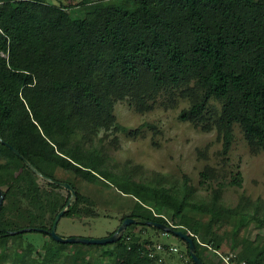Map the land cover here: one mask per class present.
Instances as JSON below:
<instances>
[{
	"label": "trees",
	"instance_id": "obj_1",
	"mask_svg": "<svg viewBox=\"0 0 264 264\" xmlns=\"http://www.w3.org/2000/svg\"><path fill=\"white\" fill-rule=\"evenodd\" d=\"M166 96L189 98L179 117L217 130L223 153L237 123L251 150L264 151V0H0V253L28 231L55 240L49 230L71 199L56 182L65 181L55 175L64 168L132 196L125 218L137 219L114 242H78L64 264H104L94 249L108 245L136 254L138 264H156L152 240L132 232L138 224L181 239L195 263L187 241L148 220L188 232L205 264H225L219 252L241 254L249 239L241 233L264 227L261 206L251 212L248 204H225L224 184L206 183L213 167L202 172L203 196L186 180L138 179L110 162L105 137L129 130L117 121L115 103L128 100L145 112ZM9 144L43 173V183ZM70 183L78 196L62 217L93 215L92 199ZM230 183L242 185L240 171ZM24 227L39 229L12 233ZM261 238L238 259L264 264ZM161 244L169 251L170 243ZM26 264L50 263L36 257Z\"/></svg>",
	"mask_w": 264,
	"mask_h": 264
},
{
	"label": "rangeland",
	"instance_id": "obj_2",
	"mask_svg": "<svg viewBox=\"0 0 264 264\" xmlns=\"http://www.w3.org/2000/svg\"><path fill=\"white\" fill-rule=\"evenodd\" d=\"M49 1L69 4L85 3L88 0ZM213 103L220 106L218 102ZM188 104L187 97L166 96L161 97L153 109L140 112L128 100L117 101L115 103L117 121L129 130L113 132L105 137L104 145L110 162L125 171L133 172L138 179L160 178L178 183L186 180L203 196H207L209 191L201 183L202 172L211 166L215 176L208 178L206 183L214 187L219 183L224 184L225 204L231 206L248 204L250 211L254 212V205L259 203L260 215L264 216V151L251 150L241 126L237 123L231 148L228 153H223V142L218 139L217 130H203L179 117L182 108ZM238 171L242 174V185L231 184L233 176ZM55 175L58 179L73 182L82 194L89 196L93 201L94 210L93 215H84L81 218L62 217L57 226V232L61 236L107 237L118 229L125 215L131 212L134 204L132 196L121 193L111 184L101 180L87 181L64 168L56 169ZM34 177L42 182L40 174ZM61 191L68 195L67 188L64 187ZM228 225L230 228V224ZM132 232L140 237L141 242L151 239L152 242L148 243L149 250L160 253L159 256L164 258L166 264L188 263L186 243L178 237L169 236L141 224L133 226ZM256 234L264 236V227L251 224L248 230L241 233L243 236L247 235L249 239L243 243L242 253L238 252V256L249 257L263 244V239H256ZM163 242L177 246L178 252L160 251L154 247ZM67 243V249L62 251L50 236L40 231H28L23 234L21 240H13L8 249L0 253V264H26L36 257H43L50 264L69 263L71 259L67 260L70 254L81 248V245L78 242ZM145 246L147 247V243ZM228 250L226 247L224 252ZM94 251L105 262L104 264H138L140 261L139 256L121 245L96 247ZM180 253H183V256H180Z\"/></svg>",
	"mask_w": 264,
	"mask_h": 264
},
{
	"label": "water",
	"instance_id": "obj_3",
	"mask_svg": "<svg viewBox=\"0 0 264 264\" xmlns=\"http://www.w3.org/2000/svg\"><path fill=\"white\" fill-rule=\"evenodd\" d=\"M9 146L17 153L19 154L22 158L25 159V161L29 164V166L38 174H40L41 176H44L43 173H41L39 171V169L29 160H27L23 154L20 153L19 150H17L13 145L9 144ZM57 183H59L60 185L66 187L67 189L70 190L71 192V199L67 202V205L58 213V215L56 216L54 223L51 227V229L49 230V234L57 241L59 242H83V243H99V244H106V243H111L114 242L118 239L121 238L122 236V232L127 228V226L131 223H134L137 221L136 218L134 217H127L124 219V221L122 222V224L118 227V229L111 235L107 236V237H103V238H88V237H80V236H70V237H64L61 236L60 234H58L57 232V226H58V222L60 221V219L62 218V216L65 213L66 208L71 205L75 199L78 196L77 190L74 187V185L70 182L67 181H58L56 180ZM5 198V194L4 192L0 189V208L3 204ZM148 224H151L153 226H157L167 232H171L174 233L175 235L179 236L180 238L184 239L185 241H187L189 243V250L191 253L192 258L194 259L196 264H205L202 259L197 255L196 253V244L195 241L193 239V237L188 233L185 232L181 229H177L174 226L167 224L165 222H156V221H151L148 220L147 221ZM31 229H39L38 227H24L18 230H14L12 231V233H16V232H23V231H27V230H31Z\"/></svg>",
	"mask_w": 264,
	"mask_h": 264
},
{
	"label": "built area",
	"instance_id": "obj_4",
	"mask_svg": "<svg viewBox=\"0 0 264 264\" xmlns=\"http://www.w3.org/2000/svg\"><path fill=\"white\" fill-rule=\"evenodd\" d=\"M156 249L161 250H165V248L163 247V245L161 243H158L156 245ZM169 250L170 251H174V252H178L179 248L175 245H170L169 246ZM156 254V252H152L151 255ZM219 254L222 256L223 261L225 264H246V260L245 259H238V255L235 252H229V253H221L219 252ZM180 256H183V253H180ZM156 264H166L164 258L162 256H159L157 259V263ZM187 264H195L192 260L191 257L188 254V263Z\"/></svg>",
	"mask_w": 264,
	"mask_h": 264
}]
</instances>
